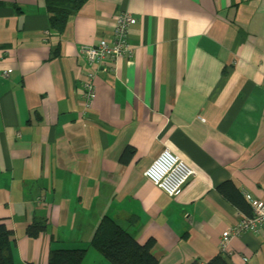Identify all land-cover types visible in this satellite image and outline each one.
I'll list each match as a JSON object with an SVG mask.
<instances>
[{"label": "crops", "instance_id": "obj_1", "mask_svg": "<svg viewBox=\"0 0 264 264\" xmlns=\"http://www.w3.org/2000/svg\"><path fill=\"white\" fill-rule=\"evenodd\" d=\"M120 12L135 18L131 57L89 65L80 47ZM164 148L197 172L176 197L143 175ZM227 182L264 201V0H86L61 32L46 0H0V222L14 264L59 248L111 264L90 246L104 215L151 240L157 264H264V225L220 245L252 215ZM35 221L46 228L32 238Z\"/></svg>", "mask_w": 264, "mask_h": 264}, {"label": "trees", "instance_id": "obj_2", "mask_svg": "<svg viewBox=\"0 0 264 264\" xmlns=\"http://www.w3.org/2000/svg\"><path fill=\"white\" fill-rule=\"evenodd\" d=\"M86 0H46L49 14L50 28L54 32H61L69 16L78 9ZM128 150V151H127ZM122 156V160L129 154V149ZM218 189L240 211L251 214V207L247 203L242 192L237 191L231 182L221 184ZM46 228L45 223L35 221L26 229L29 237L36 238ZM12 230L3 222H0V264H14L13 260ZM153 242L140 244L126 229L122 228L112 217L104 215L97 224L90 246L99 252L111 264H157V260L151 254ZM87 254L86 248H59L51 249L47 264H82ZM191 264H199L194 262ZM204 264H227L217 255Z\"/></svg>", "mask_w": 264, "mask_h": 264}, {"label": "built area", "instance_id": "obj_3", "mask_svg": "<svg viewBox=\"0 0 264 264\" xmlns=\"http://www.w3.org/2000/svg\"><path fill=\"white\" fill-rule=\"evenodd\" d=\"M135 18L131 13L120 12L115 21V26L110 33L101 36L94 45H83L80 52L89 65L98 64L105 60L116 61L119 58H130L132 49L128 42L129 26ZM8 71H4L7 75ZM84 109L93 107L96 98L94 74L89 72L83 82ZM196 170L183 159L174 154L170 149L164 148L151 161L143 171L144 177L152 184L160 188L169 197L180 195L188 181L196 175ZM246 201L252 208V215L242 219L232 229L222 233L221 247L225 249L230 238L243 232L257 231L264 225V201L244 194Z\"/></svg>", "mask_w": 264, "mask_h": 264}, {"label": "rangeland", "instance_id": "obj_4", "mask_svg": "<svg viewBox=\"0 0 264 264\" xmlns=\"http://www.w3.org/2000/svg\"><path fill=\"white\" fill-rule=\"evenodd\" d=\"M89 239H91V237ZM89 261H91V259Z\"/></svg>", "mask_w": 264, "mask_h": 264}]
</instances>
